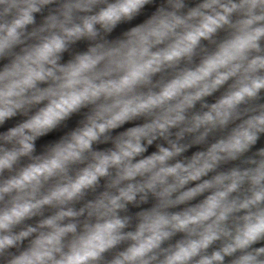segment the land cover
<instances>
[{
    "label": "clouds",
    "instance_id": "9594fccd",
    "mask_svg": "<svg viewBox=\"0 0 264 264\" xmlns=\"http://www.w3.org/2000/svg\"><path fill=\"white\" fill-rule=\"evenodd\" d=\"M0 264H264V0H0Z\"/></svg>",
    "mask_w": 264,
    "mask_h": 264
}]
</instances>
